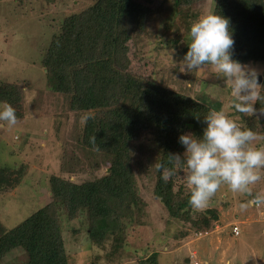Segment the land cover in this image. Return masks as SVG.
<instances>
[{
	"label": "rangeland",
	"instance_id": "obj_1",
	"mask_svg": "<svg viewBox=\"0 0 264 264\" xmlns=\"http://www.w3.org/2000/svg\"><path fill=\"white\" fill-rule=\"evenodd\" d=\"M95 1L0 0V104H10L17 116V124L11 127L0 121V168L13 179L12 185L0 190V229L18 225L50 202L52 175L79 183L99 178L109 170L104 154L77 149L75 145L85 117L92 110L72 109L68 93L47 86L46 69L41 64L50 36L61 28L64 15ZM180 1L172 8L167 0L155 3L144 31L130 42L144 60L138 62L137 55H130V68L153 75L159 84L209 105L212 111L223 109L238 126L247 128L245 118L250 115L232 107L236 101L221 74L211 66L191 71L182 68L190 26L202 15L214 12L215 0ZM177 35L176 48L160 40V36L171 39ZM242 65L258 73L257 82L264 92V63ZM187 120L202 133L203 117L189 114ZM261 127L258 122L254 132L264 137ZM153 140L145 134L131 147L135 193L143 202L139 212L137 202H130L131 213L121 219L123 237L108 239L118 238L113 246L107 240H92L84 209L75 218L59 210L69 264H142L153 255L158 264H264V205L240 210L241 203L257 193L264 194V170L261 179L250 186L251 195L234 193L225 185L204 209L194 211L188 204L186 166L171 164L168 168L174 169V175L167 183L174 202L167 210L154 193L158 180H163L155 167L162 150ZM252 143L264 147V139ZM180 148L172 146L167 158L180 154L183 159L184 148ZM213 211L217 212L216 218L210 217ZM232 225H238L237 235L232 233ZM23 252L21 248L13 249L0 259V264H21L26 260Z\"/></svg>",
	"mask_w": 264,
	"mask_h": 264
},
{
	"label": "trees",
	"instance_id": "obj_2",
	"mask_svg": "<svg viewBox=\"0 0 264 264\" xmlns=\"http://www.w3.org/2000/svg\"><path fill=\"white\" fill-rule=\"evenodd\" d=\"M158 1L96 0L80 11L65 14L61 28L51 34L41 59L47 86L68 93L72 109L92 110L85 117L75 145L77 149L104 154L109 170L99 178L79 183L52 175L50 202L18 225L0 229V259L21 248L26 258L21 264H69L59 210L75 218L84 209L89 219L88 233L96 242L106 243L115 235L123 237L121 219L131 213L130 202H137V212L143 202L141 198L137 200L135 193L133 143L150 134L162 150L160 164L170 167L168 151L172 146L181 150L179 135L187 129L200 135L187 118L189 114L204 118L212 111L209 105L159 84L153 75L140 74L139 68H130V55L138 53L130 42L144 31ZM167 1L171 8L181 4L180 0ZM214 12L230 21L232 58L241 64L264 63V0H215ZM160 40L165 46L176 48L178 35L171 39L160 36ZM136 57L138 62L144 60ZM254 107L255 113L245 118L247 128L255 131L259 122L264 135V100L256 101ZM10 176L0 168V190L13 184ZM154 193L169 210L174 202L170 184L158 180ZM216 216L215 211L210 215ZM116 240L110 244L113 246ZM142 264H158V260L153 255Z\"/></svg>",
	"mask_w": 264,
	"mask_h": 264
},
{
	"label": "clouds",
	"instance_id": "obj_3",
	"mask_svg": "<svg viewBox=\"0 0 264 264\" xmlns=\"http://www.w3.org/2000/svg\"><path fill=\"white\" fill-rule=\"evenodd\" d=\"M229 24L227 17L216 12L204 14L193 22L182 68L191 71L211 66L230 87L236 101L232 104L235 111L252 115L256 111V101L264 100V94L257 82L258 73L232 58L234 39ZM0 121L10 127L17 124L15 109L6 102L0 104ZM203 123L206 126L199 136L191 132L179 135L178 142L184 148L183 159L180 154H170L168 161L186 166L190 187L188 204L194 211L204 209L210 198L225 185L234 193L251 195L250 186L261 179V170H264V147L252 143L264 137L238 126L223 109L210 111ZM155 167L165 182L174 175L173 168L160 163ZM253 205H264V194L257 193L241 203L240 210Z\"/></svg>",
	"mask_w": 264,
	"mask_h": 264
},
{
	"label": "built area",
	"instance_id": "obj_4",
	"mask_svg": "<svg viewBox=\"0 0 264 264\" xmlns=\"http://www.w3.org/2000/svg\"><path fill=\"white\" fill-rule=\"evenodd\" d=\"M233 234L237 235L239 233V227L237 225H233L231 228Z\"/></svg>",
	"mask_w": 264,
	"mask_h": 264
}]
</instances>
